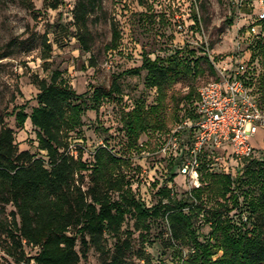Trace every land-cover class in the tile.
<instances>
[{"label":"trees","instance_id":"obj_1","mask_svg":"<svg viewBox=\"0 0 264 264\" xmlns=\"http://www.w3.org/2000/svg\"><path fill=\"white\" fill-rule=\"evenodd\" d=\"M46 3L56 10L63 0H46ZM102 6L103 0H75L76 38L86 53L91 52L94 44L89 24ZM194 18L195 24H199L197 17ZM260 24L262 37L253 42L262 59L260 88L264 92V19ZM41 45V59L46 61L52 46L45 36ZM119 45L120 34L114 25L105 49L114 51ZM185 52L188 54L183 55ZM3 57L6 54L0 55ZM90 62L93 63V58ZM201 62L214 73L205 50L196 57L195 51L184 48L166 58L145 56L140 66L122 72L121 76H138L145 71L144 87L156 92L154 104L148 106L144 98H139L132 109L121 112V130L128 148L140 151L138 141L148 132H169V98L175 107L171 122L176 124L185 115H192V105L198 99L194 87L179 99L170 91L178 82L202 75L205 69ZM32 83L38 90L37 106L30 114L24 108L15 112L16 124L22 129L27 119L30 121L36 131L38 148L45 155L37 157L29 151H19L13 130L0 122V250L9 259L0 264H80L91 249L98 254L100 264H149L145 236L150 222L160 217L167 224L166 247L178 248L181 253L183 249L188 251L176 263L168 264H264V161L261 158L245 160L248 163L243 173L247 185L258 191L249 199L240 194L243 173L234 176L217 172L212 166V156L205 154L199 168L201 187L191 190L188 200L175 199L165 186L158 191L160 201L145 207L130 190V182L122 170L125 158L107 145H100L93 150L92 160L87 164L82 161V151L72 147L69 134L82 126V116L88 110L84 96L77 94L57 70L49 82L34 76ZM120 94L116 81L107 88L97 87L92 92L94 107ZM259 102L264 105V101ZM184 107V115H180ZM207 194L215 196V204L209 208L204 200ZM7 206L13 208L8 213ZM202 212L206 213L205 223L211 229L205 243L198 240L194 228ZM128 216L134 218V231L141 238L137 248L132 242V232L122 229ZM107 236L113 240L111 248ZM78 242L80 250L76 249ZM27 247L38 251L28 256Z\"/></svg>","mask_w":264,"mask_h":264},{"label":"rangeland","instance_id":"obj_2","mask_svg":"<svg viewBox=\"0 0 264 264\" xmlns=\"http://www.w3.org/2000/svg\"><path fill=\"white\" fill-rule=\"evenodd\" d=\"M74 4L75 0H63L58 9L52 10L46 0H0V55L6 54V57L0 58V122L13 130L19 151L44 156L45 153L38 148L36 131L30 121L27 119L28 122L19 129L15 112L24 108L30 114L37 106L38 90L32 83L33 77L49 82L51 74L57 70L77 94L84 96L88 107L82 116V126L69 134L72 147L82 151V161L90 164L93 150L107 145L118 156L125 158L122 170L130 182L131 192L143 206L156 205L161 198L158 191L165 186L175 199L188 200V180L178 174L176 168H171L178 160L172 154L164 155L162 151L167 133L148 132L142 135L138 141L140 151L127 147L121 130V112L132 109L139 98H144L148 106L154 104L156 92L144 87L145 71L138 76L121 74L140 66L145 56L166 58L175 55L181 48L195 51L196 57L202 56V50H205L218 66L232 56L239 55L246 60L252 54L250 65L255 71L248 86L254 90L252 92L259 101H264V92L260 88L263 72L261 55H257L258 48L245 33L246 27L264 10V0H103L102 10L93 16L89 24L94 39L90 53L81 49L76 38ZM194 17L199 24H195ZM114 25L120 34V45L114 51H107L105 46L111 41ZM44 36L52 46L46 61L41 59ZM186 54L188 52L183 55ZM90 58H93V63ZM200 65L205 69L202 75L178 82L170 94L179 99L187 94L191 86L196 93L202 84L215 78L207 64L201 62ZM112 81L118 83L121 94L95 108L93 90L100 86L107 88ZM173 105L174 101L169 98V131L175 126L171 122L175 109ZM184 111L185 107L180 115H184ZM250 142L255 149L254 157L260 159V150H264V131L259 130ZM223 159L215 167L220 166L226 171L229 163L226 165ZM247 163L232 161L230 165L234 176L237 172L241 175ZM241 177L240 194L247 199L256 196L257 189L247 185L244 173ZM214 197L211 194L204 196L207 208L215 204ZM12 209L7 206V213ZM205 220L206 213L202 212L194 225L198 240L204 243L209 241L211 231ZM133 225L134 218L128 216L122 229L132 232V242L137 248L141 245V238ZM167 236V224L162 217L150 222L144 245L149 264L176 263L179 256L188 252L187 249L181 253L178 248L166 247ZM107 242L111 248L113 240L107 236ZM76 249L80 250L79 242ZM37 251L25 248L28 256H34ZM5 261L9 259L0 250V262ZM80 264H100V259L91 249Z\"/></svg>","mask_w":264,"mask_h":264},{"label":"built area","instance_id":"obj_3","mask_svg":"<svg viewBox=\"0 0 264 264\" xmlns=\"http://www.w3.org/2000/svg\"><path fill=\"white\" fill-rule=\"evenodd\" d=\"M263 19L264 10L246 27L245 33L252 41L262 37ZM238 56L218 66L208 55L215 78L197 89L192 115L176 123L163 141V154H172L178 160L174 168L188 180L190 191L201 187L199 168L203 155L212 156L215 171L231 174L232 161L240 164L255 158L250 140L259 130L264 131V105L248 86L255 71L250 65L251 55L246 60ZM260 152L264 161V150ZM72 153L77 156L73 149ZM221 159L229 163L226 171L215 167Z\"/></svg>","mask_w":264,"mask_h":264},{"label":"bare ground","instance_id":"obj_4","mask_svg":"<svg viewBox=\"0 0 264 264\" xmlns=\"http://www.w3.org/2000/svg\"><path fill=\"white\" fill-rule=\"evenodd\" d=\"M26 122H28V121H26Z\"/></svg>","mask_w":264,"mask_h":264}]
</instances>
